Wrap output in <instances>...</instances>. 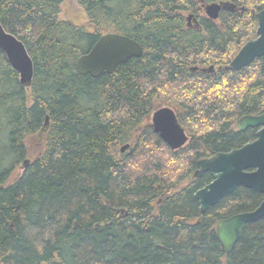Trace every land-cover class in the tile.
<instances>
[{
	"label": "trees",
	"instance_id": "trees-1",
	"mask_svg": "<svg viewBox=\"0 0 264 264\" xmlns=\"http://www.w3.org/2000/svg\"><path fill=\"white\" fill-rule=\"evenodd\" d=\"M74 1L82 19L72 22L63 0H0V23L33 63L25 89L0 51V264H264V218L228 254L215 235L262 195L238 187L201 215L194 193L212 178H193L198 160L255 139L236 122L264 114V59L229 63L255 38L264 0ZM219 2L243 11L206 18L202 8ZM105 34L129 37L142 56L98 78L77 74ZM159 102L193 135L177 151L146 122ZM37 133L41 149L13 177Z\"/></svg>",
	"mask_w": 264,
	"mask_h": 264
},
{
	"label": "water",
	"instance_id": "water-1",
	"mask_svg": "<svg viewBox=\"0 0 264 264\" xmlns=\"http://www.w3.org/2000/svg\"><path fill=\"white\" fill-rule=\"evenodd\" d=\"M243 11L228 2L205 5L203 11L212 21L219 18L221 11ZM192 15L187 16L190 23ZM257 28L255 38L247 41L232 58L229 67L239 71L249 66L255 59H264V9L256 14ZM0 51L5 55L9 65L18 74L19 83L29 89L33 78V63L24 44L13 34L7 32L0 23ZM142 56L141 46L129 37L117 34L100 36L91 49L77 58L75 71L81 76L98 78L105 74H112L119 65L129 59ZM197 70L196 67L191 68ZM213 66L203 72H212ZM178 113L169 105H159L150 116L152 131L167 145L171 151L182 148L189 140L185 130L177 120ZM48 117L45 118V124ZM259 128L255 139L227 153H216L211 158L198 160L193 174L195 179L209 173L212 181L194 193L199 204V213L205 212L217 205L225 196L232 194L238 187L252 190L262 195V201L257 208L250 212L235 214L217 223L215 232L224 253H230L239 241L244 228L264 218V115L244 116L237 121V130ZM128 145L121 147L120 152L128 149ZM29 164L22 162V167Z\"/></svg>",
	"mask_w": 264,
	"mask_h": 264
},
{
	"label": "rangeland",
	"instance_id": "rangeland-1",
	"mask_svg": "<svg viewBox=\"0 0 264 264\" xmlns=\"http://www.w3.org/2000/svg\"><path fill=\"white\" fill-rule=\"evenodd\" d=\"M186 16H188V14H186ZM60 17L62 19H65V20H70L72 22H75V20L79 21L82 19V14H81V10L79 9V7L77 6V4L74 0H63L62 6H61ZM191 24L193 25L192 21L190 22V25ZM159 104L166 105V103H164V102H159L156 107H158ZM178 113H180V112L178 111ZM146 122L150 123V119H147ZM184 130L186 131L189 138H191L193 136L185 128H184ZM42 140H43V134H41V133H37L35 136L31 137V139L29 140V142H28V148H29L28 160L29 161H31L34 158V156L41 149L42 144H43ZM121 147H120V149H121ZM21 169H22V165H20L18 168H16V171L14 172L13 177H17L20 174Z\"/></svg>",
	"mask_w": 264,
	"mask_h": 264
},
{
	"label": "flooded vegetation",
	"instance_id": "flooded-vegetation-1",
	"mask_svg": "<svg viewBox=\"0 0 264 264\" xmlns=\"http://www.w3.org/2000/svg\"><path fill=\"white\" fill-rule=\"evenodd\" d=\"M192 23H195V21H192ZM189 24H190V23H188V25H189ZM177 113H178V112H177ZM178 115H179V113H178ZM263 115H264V114H263ZM256 116H257V115H256ZM243 117H244V116H243ZM241 118H242V117H241ZM237 121H238V120H237ZM236 127H237V122H236ZM247 129H255L256 132H257V130H258L259 128H247ZM247 129H245V130H247ZM245 130H244V131H245ZM244 131H242V132H244ZM255 134H256V133H255ZM251 142H252V141H251ZM195 166H196V165H195ZM205 174H206V173H205ZM208 174H209V173H208ZM201 176H202V175H201ZM201 176H200V177H201ZM210 176H211V175H210ZM200 177H199V178H200ZM211 178H212V177H211ZM211 181H212V180H211ZM211 181H210V182H211ZM210 182H209V183H210ZM209 183H208V184H209ZM206 185H207V184H206ZM203 187H204V186H203Z\"/></svg>",
	"mask_w": 264,
	"mask_h": 264
},
{
	"label": "bare ground",
	"instance_id": "bare-ground-1",
	"mask_svg": "<svg viewBox=\"0 0 264 264\" xmlns=\"http://www.w3.org/2000/svg\"><path fill=\"white\" fill-rule=\"evenodd\" d=\"M215 235H216V233H215Z\"/></svg>",
	"mask_w": 264,
	"mask_h": 264
}]
</instances>
